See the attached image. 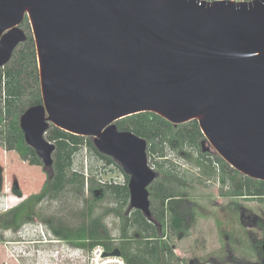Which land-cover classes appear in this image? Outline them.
I'll use <instances>...</instances> for the list:
<instances>
[{"label":"water","instance_id":"obj_1","mask_svg":"<svg viewBox=\"0 0 264 264\" xmlns=\"http://www.w3.org/2000/svg\"><path fill=\"white\" fill-rule=\"evenodd\" d=\"M35 40L42 104L20 118L53 170L51 126L92 138L129 176V209L152 220L148 143L116 122L154 113L196 121L233 169L264 181V0H0V68ZM112 256L121 257L119 249Z\"/></svg>","mask_w":264,"mask_h":264},{"label":"rangeland","instance_id":"obj_2","mask_svg":"<svg viewBox=\"0 0 264 264\" xmlns=\"http://www.w3.org/2000/svg\"><path fill=\"white\" fill-rule=\"evenodd\" d=\"M20 28L27 39L33 37L29 19L27 22L25 18ZM25 42L16 47L10 61L0 68L2 76L7 70L20 67L18 57L26 49ZM30 72L28 69L23 74L27 86L23 106L28 105L31 93L40 86L39 72L38 78ZM3 99L2 94L1 108ZM10 122L11 119L6 117L0 120V264H89L88 243L83 244L77 237L89 222L90 207L95 210V215H100L113 207L115 200L102 189L82 191L75 187L68 188L59 198L49 197L53 170L45 169L44 165L31 167L19 150L6 149L4 140ZM190 125L189 122L181 126ZM204 148L211 155L209 159L218 156L210 145L205 144ZM199 152L172 145L166 148L168 160L181 170L200 177ZM148 160L155 170V162L159 160L157 155H149L148 151ZM214 167L218 168L216 164ZM73 170L83 171L87 177L92 174L102 184L123 186L126 183L123 169L107 164L86 144L75 155ZM218 175L217 171L216 180H206L202 176L204 185L187 187L196 222L185 238H178L167 229L165 242L175 255L168 264H264L254 248V241H264V229L258 225L264 220V203L257 199L223 197ZM103 223L113 244L120 245L123 242L120 220L109 214L104 216ZM131 243L135 242L131 240Z\"/></svg>","mask_w":264,"mask_h":264},{"label":"trees","instance_id":"obj_3","mask_svg":"<svg viewBox=\"0 0 264 264\" xmlns=\"http://www.w3.org/2000/svg\"><path fill=\"white\" fill-rule=\"evenodd\" d=\"M26 21L28 22V18ZM25 45L26 49L21 51L18 57L20 67L7 70L4 76L0 74V99H2V94L4 95V106L0 107V120L3 117L11 119L7 137L4 140L6 149L8 151L19 150L28 164L37 168L43 166V163L35 150L26 144L19 121L20 115L28 108L42 104L39 86L35 93H31L30 97L32 98L28 101V105H22L27 90L23 74L31 69L30 73H34L38 78L37 72H39L33 37L29 36ZM190 123L191 125L188 127L176 126L159 115L149 112L133 115L116 122L120 131L132 132L145 139L148 143L149 155H157L159 158L154 165L159 176L150 189L152 220L147 219L139 210L128 213L130 178L112 158L101 154L95 148L92 138L76 136L51 126L46 138L56 145V151L54 153L53 176L49 179L48 196L59 198L68 188L75 187L82 191L102 189L110 199L115 200V205L107 208L100 215H95V210L92 207L89 208V222L77 237V240H81L83 244L88 243L89 251L97 245H102L109 254L115 249H119L127 264H168L175 258V255L169 243L165 242L167 229L169 228L178 238L190 235L196 219L192 210L193 204L187 195V187L191 184L204 185L203 177H206V180H216L217 169L214 164L219 167L218 184L223 197L257 199L264 203V181L244 176L220 156L213 157L212 160L209 159L208 157L211 155L205 152L201 146L205 137L198 123L196 121ZM85 144L97 157L122 170L126 177V183L123 186L102 184L95 180L92 174L87 177L83 171L73 170L74 157ZM167 145L199 150L200 156L197 163L201 171V178L181 170L175 163L168 160ZM109 214L116 215L120 220V239H123V242L117 246L113 244V239L103 223L104 216ZM258 225L264 229V220L260 221ZM131 233L134 235L131 236ZM131 240L135 243H131ZM254 248L262 255L264 241H254Z\"/></svg>","mask_w":264,"mask_h":264},{"label":"built area","instance_id":"obj_4","mask_svg":"<svg viewBox=\"0 0 264 264\" xmlns=\"http://www.w3.org/2000/svg\"><path fill=\"white\" fill-rule=\"evenodd\" d=\"M201 1L207 3L227 2V1L234 3H246V2H253L254 0H201ZM88 263L89 264H127L122 256L121 257L112 256L111 253L109 254L106 252V249L102 245H97L89 251Z\"/></svg>","mask_w":264,"mask_h":264},{"label":"flooded vegetation","instance_id":"obj_5","mask_svg":"<svg viewBox=\"0 0 264 264\" xmlns=\"http://www.w3.org/2000/svg\"><path fill=\"white\" fill-rule=\"evenodd\" d=\"M204 141V140H203ZM201 146H202V148L204 149V151L205 152H207L208 150H205V148H204V146L201 144ZM217 169V171H218V173H220V171L218 170L219 169V167L218 168H216ZM151 189V188H150ZM151 194V193H150ZM262 255H259L263 260H264V258L262 257V256H264V248H262Z\"/></svg>","mask_w":264,"mask_h":264}]
</instances>
